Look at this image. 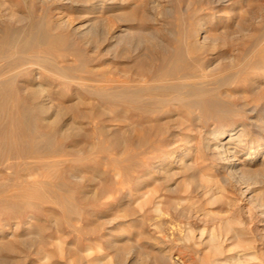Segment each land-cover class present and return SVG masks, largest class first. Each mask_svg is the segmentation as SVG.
Wrapping results in <instances>:
<instances>
[{"label":"rangeland","instance_id":"obj_1","mask_svg":"<svg viewBox=\"0 0 264 264\" xmlns=\"http://www.w3.org/2000/svg\"><path fill=\"white\" fill-rule=\"evenodd\" d=\"M65 1L57 7L59 3L52 4V0H0V21L4 22L5 18H8L10 21L22 25L23 23L18 22L17 19H19V15H25V24L30 26L32 19L45 18L46 27L51 32H71L72 34L69 36L72 40H75L76 47L81 48L86 53L95 55L97 59L94 64L97 70L99 69L108 77L112 75V77H120V79L125 75L127 68H134L137 66L136 64L139 65L144 61L147 63L159 62L162 58L170 57V54L180 42V36L183 37L184 32L191 30L192 26L194 28L197 22H202L197 25L200 34L197 36L198 38L187 39V42L197 39L196 41L202 47L198 53L200 57L203 60L211 59L214 64H225L230 60L229 57L233 55L239 60L244 50L250 45L252 36L259 35L264 28V0H226L222 5L206 9L200 8L201 6H207L208 0H101L105 6L98 12L108 16L116 26L135 24L141 25L146 31H153L156 37L153 39L156 44L155 51H157L155 52L156 56H152L146 45L138 48L133 47L132 44L122 42L117 45L110 38L109 41L99 40V49L92 52L93 48L87 46L78 35L84 30L82 24L85 22L84 19L88 12L86 13L80 7L81 1L77 4ZM195 8L199 10L195 11ZM28 12L29 14H27ZM197 16L201 19H198ZM220 19L221 26L218 31L221 32L224 38L215 43L204 41L203 36L206 27L209 28L210 25ZM133 30L131 29V32ZM90 34L86 36L91 37ZM95 38L99 39V36L97 35ZM222 51L228 52L226 56H220ZM263 51L261 48L254 51L253 62L259 63L251 68L254 74L250 81L235 85L232 88L233 90L222 89L221 94H219L221 98L234 104L235 110L226 111L225 113H205L203 118L193 124H189L184 118L181 119L182 113H161L158 115V119H160L166 130L164 140L161 143L162 148L168 150L178 146L179 153L186 148H190L191 142L189 144L185 143V131L189 127H193L192 141L194 143L197 141L204 142H201L200 149L193 145L192 155H194L189 160H196L202 154L205 157L207 156L205 163L213 165V169L208 170L206 168L204 172L211 175L216 173L217 176L212 175V179L203 178L204 184L208 187L214 184L212 188L203 193V190L196 188L193 179L190 180V176L186 178V175L178 174L176 178L179 188L178 193L174 195L166 193L160 195L161 197L159 195L156 197V200L160 198L163 200H178V197L186 196V199L183 200L184 203L181 202L180 205L189 204L190 207L188 206L187 211L189 215V212H191L190 218L185 216L181 218L174 217V221L171 222V213L175 215L174 208L168 207L169 209L166 208V210L164 207V213H159L152 204L144 202L145 197L142 195V190L136 189L137 185L134 182L130 183L124 180L122 166L125 161H115L109 155L110 153L116 155H122L123 153L124 155L125 152L122 149L127 126H125L126 122L119 113L110 110L107 102L82 97L80 101L78 100L80 111L68 110L62 115L54 113V118L59 121L63 120L60 122L62 124H67L68 121L69 124L75 125L76 123L79 127L83 126L79 128L78 134L73 135L66 142L68 157L78 156L80 152L82 155L89 142H95L96 148L88 157L81 160L67 157L64 160L53 162L59 158L57 155L45 157L47 160H51L50 164L38 166L31 172L21 169L20 175L16 179L10 180L9 189L5 195L7 198L0 199V238L3 237V240L15 239L31 215H35V225L40 224L45 227L46 237L44 241L36 245L17 246L15 251L11 252L10 260L6 264H209L210 259L215 254L211 251L207 231L202 234L204 228L208 231L209 228L218 232L222 231L220 240L225 248V254L231 252H233L231 254H237L238 250L241 252L243 247L249 246L250 250L255 251L259 256L260 264H264L263 154H260L252 164L237 165L241 169L245 168L240 172H243L242 176L238 174V176L234 175L233 178L230 176V179H228V176H226L228 178L222 177L221 174L225 170L220 171L217 169V171H214V168L226 167L228 161L225 163L224 159L219 158L220 155L216 154L218 152L214 147L218 139L214 138L212 134V130L215 128L228 130L234 126L237 127L236 132H238L242 125H246L250 131H253V136L257 138L262 133L258 132L256 128L264 132ZM77 88L80 87L77 85L71 87L72 90ZM63 99L65 98L55 99L53 104L70 105L74 103V100ZM195 110L198 111L199 109ZM80 113H84L83 116ZM100 125H104L105 129L99 130L97 126ZM239 126L241 127L239 128ZM139 132V129L133 131L135 140ZM262 146V149H264V144ZM246 151L239 153L233 162L237 164L236 162L243 158ZM178 152L174 154L173 161H179L180 163V158L177 156ZM85 153L87 152L85 151ZM17 159L23 167L25 163L29 165L36 162L39 156H25ZM159 162V160H153L147 167L138 170L133 177V181L141 176L144 171L160 177L162 166L159 165ZM200 163H202V160ZM0 166H2L4 173L10 170L3 165ZM256 172L260 173L256 174ZM6 173L5 177L7 176ZM243 175L247 176L243 178ZM5 177L1 179H5ZM223 178L227 182H223ZM25 180L30 187L27 186L25 194L18 197L16 194L20 191L19 188L26 183ZM37 183L41 186L39 189L36 188ZM146 185V183H143V189L147 187ZM57 193L66 195L69 199L68 202L62 205L59 202ZM82 195L88 197L85 202L80 200ZM13 200L18 202L16 206L11 204ZM76 205L79 206L84 217V221L80 223L83 224V227L79 229L71 224L72 218L80 216V214L71 213ZM204 215L206 216L204 217ZM224 218H226L225 221ZM161 220L164 221L162 227L158 224ZM187 220L191 222L194 230V238L188 242L184 240L185 237L183 238L185 229L189 226H187ZM174 236L175 239L177 238L176 240L179 239L180 241H176ZM183 244H188V249H185ZM158 247L164 248L169 254L163 262L158 257ZM21 250H24V252ZM6 253H8V250H3L1 255L3 256ZM143 253H146L148 258ZM178 253H180L181 258H184L183 260L187 261L183 263L182 259L177 258V256H180ZM26 254L27 256H25ZM191 256L193 258H190ZM233 259L230 256L228 263L216 260L213 264H236L235 259ZM241 263L246 264L248 262Z\"/></svg>","mask_w":264,"mask_h":264},{"label":"bare ground","instance_id":"obj_2","mask_svg":"<svg viewBox=\"0 0 264 264\" xmlns=\"http://www.w3.org/2000/svg\"><path fill=\"white\" fill-rule=\"evenodd\" d=\"M64 1L65 0H52V4L59 3L57 6L59 7ZM79 1H81L80 7L88 13L86 18L84 17L85 22L82 24L84 30L78 33V35L87 46L93 48L92 52L99 49V40L109 41V39L112 38L110 40L115 41L117 45L121 42L124 44H132L135 48L146 45V48L150 51V55L156 56L155 52L157 50L155 51L156 44L153 40L155 37L153 31H146L141 25L135 24H121L116 26L108 16L98 12L105 6L101 0H66L65 2L77 4ZM225 1L226 0H208V5L201 6L200 9L217 7L222 5ZM57 7L55 8L57 9ZM197 10L199 9L195 8V11ZM29 12L27 14H29ZM1 15L3 16V14ZM18 17L19 19H17V21L22 22V25H18L8 18H5L4 22L0 21V165L10 169L7 173L5 171L7 174L5 177L2 166H0V199L7 198L5 195L7 194L6 191L9 189V182L11 179H16L20 175L21 169L31 172L33 169L38 168V166L50 164L51 160H47L45 157L57 155L59 158L53 162L61 161L68 157L66 153V142L73 135L78 134L79 128L83 126L79 127L76 123L75 125L69 124L68 121L67 124H62L60 122L63 120L59 121L57 118H54V113L62 115L68 110H76L78 112L80 111L78 106V100L80 101V98H94L107 102L110 110L119 113L126 122L125 126H127V130L122 149L125 152L124 155L122 152V155L113 153L109 155V157L115 161H125V164L122 166L125 176L124 180L130 183L134 182L137 185L136 189L139 191L142 190V195L145 197L144 202L152 204L159 213H164V207L165 209L168 207L174 208L175 215L171 213V222L174 221V217L181 218L185 216L190 218L191 212H189V215L187 211L190 207L189 204L180 205L181 202L184 203L183 200L186 199V196H180L178 200H163L161 198L156 200V197L166 193L173 195L178 193L179 188L176 179L178 174H184L186 178L190 176V180L191 178L193 179L196 188H200V190H203V193H205L212 188L214 184L208 187L204 184L203 178L207 177L212 179V175L214 174L211 175L210 173L204 172V170L206 168L208 170L213 169V165L205 163L207 156L205 157L203 154L197 159L195 158L196 160H189L194 155H192L194 146L200 149L201 142H204L196 140L197 142L194 143L192 141L193 127H187L188 129L185 131V143L189 144V142H191L190 148H186L180 153L178 152V146H174L168 150L162 148L161 143L164 140L166 130L160 122V119H158V115L161 113H182L181 119L184 118L189 124H193L203 118L205 113H225L226 111L235 110L234 104L227 102L225 99L221 98L219 94H221L222 89L230 90L235 87V85L245 84L252 79L254 71L251 70V68L259 63L253 62L254 51L260 48L264 50V28L259 35L252 36L250 45L244 50L242 56L240 55L241 57H239V60L233 55L229 57L230 60L225 64H214L213 60H203V58L200 57L198 53L202 47L199 45V42L196 41L197 39L187 42V39H195L199 36L200 29H197V25H200L202 22H197L194 28L192 26L191 30L184 32L183 37L180 36V42L170 54V57L162 58L159 62L147 63L144 61L139 65L136 64L137 66L134 68H127V70H125L126 72L124 71L125 75L120 79V77L114 78L112 75L108 77V75H105V73L99 69L97 70L94 64L97 59L96 56L92 53H86V51L76 47L74 44L75 40H72L69 36L72 34L71 32H51V30L46 27L45 18L40 20L32 19L30 26H27L25 24V15H19ZM199 18L200 17H198V19ZM220 26L221 19L210 25L209 28L206 27L207 29H205L203 36L204 41L215 43L219 39H223L224 37H222L221 32L218 31ZM74 29L76 30L77 28ZM131 29L134 30L131 32ZM88 34L92 36L87 37L86 35ZM97 35L99 39L95 38ZM124 49L126 50L127 48ZM227 53V51H222L220 56L224 57ZM74 85L80 88L72 90L71 87ZM58 98H68V100H74V103L70 105H64L62 103L54 105L53 101L55 102V99ZM195 109L199 110L196 111ZM83 114L84 113H80L82 116ZM97 127L99 130L105 129L104 125ZM240 127L241 126H239V128ZM135 129H139L140 131L136 140L133 137V131ZM256 129H258V132L262 133L258 138L253 136V131H250L246 125H242L238 132H236V126L228 130L213 129L212 134L214 138L218 139L214 147L218 152L216 154H219V158H223L225 163L228 161L226 167H215L214 171H217V169L220 171L224 169L225 172L221 174V176H228L229 178H226L230 179V176L232 178L234 175L238 176V174L242 176L243 172H240L245 168L243 167L241 169V167H237V165L243 163L252 164L260 154H263L262 161H264V149H262V145L264 144V132L259 128ZM95 144V142H89L85 149L87 153L82 149L84 151L82 155L80 152L78 156L68 158L75 160L85 159L95 150ZM244 150L247 151L243 158H240V160L236 162L237 164H235L233 160ZM78 151H80V149H78ZM176 152L179 153L177 156L180 158V163L179 161H173ZM25 156H39V159L29 165L25 163L22 167L17 158ZM153 160L160 161L159 165L162 166V175L157 177L153 173L144 171L142 175L140 174L141 176L133 181L135 173L147 167ZM201 160L202 163H200ZM5 161L6 163H4ZM259 173L260 172H256V174ZM214 176H216V173ZM244 176L247 175H243V178ZM4 177L5 179H1ZM223 179V182H227L225 178ZM25 182L26 183L19 188L20 191L16 194L18 197L25 194L28 188L27 186L30 187L26 180ZM143 183L147 184L145 189L142 187ZM40 187L41 186L37 183L36 188L39 189ZM57 197L62 205L69 200L66 195L60 193H57ZM87 198L86 195H82L80 200L85 202ZM11 202V204H14L13 206L18 204L15 200ZM79 210V206L76 205L71 212L80 214L79 217L71 219V224L78 229L83 227V224L81 225L80 223L84 221L82 211ZM205 216L206 215H204V217ZM225 219L226 218H224V221ZM34 222L35 215H31L20 232L17 235L15 234V239L3 240V237L0 238V264L8 263L11 252L15 251L17 246H32L45 240V227L40 224L35 225ZM186 222L187 226H189L185 229L186 231L185 234H183V238L185 237L186 239L184 240L188 242L194 238V230L191 222L189 220ZM163 223L164 221L161 220L158 224L162 227ZM205 231H207V237H209L211 251L215 254L213 258L210 259L209 264H213L216 260L228 263L230 261V256L235 259L236 264H242L241 262H248L246 264H260L258 260L259 256L255 251L250 250L249 246L243 247L241 252L238 250L237 254H231L233 252L225 254V248L220 240L222 231L218 232L210 228L208 231L204 228L202 234H204ZM162 240L164 241V239ZM184 246L185 249L189 247L188 244ZM158 248V257H160L163 262L167 259L169 254L164 248ZM170 249L168 250L171 252ZM3 250H8V253L2 256ZM178 250L181 252L180 248H178ZM21 251L24 252V250ZM128 251H130V249H128ZM37 252L39 251L37 250ZM178 254L180 255V253ZM144 255H146V253ZM25 256H27V254ZM147 256L148 255H146V257ZM177 258L182 259L183 263L187 261L183 260L184 258H181V255L177 256ZM190 258L193 257L191 256Z\"/></svg>","mask_w":264,"mask_h":264}]
</instances>
